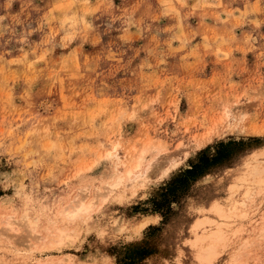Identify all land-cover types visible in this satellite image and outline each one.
<instances>
[{"label":"rangeland","instance_id":"374dc122","mask_svg":"<svg viewBox=\"0 0 264 264\" xmlns=\"http://www.w3.org/2000/svg\"><path fill=\"white\" fill-rule=\"evenodd\" d=\"M255 164L264 0H0V264H264Z\"/></svg>","mask_w":264,"mask_h":264},{"label":"bare ground","instance_id":"6f19581e","mask_svg":"<svg viewBox=\"0 0 264 264\" xmlns=\"http://www.w3.org/2000/svg\"><path fill=\"white\" fill-rule=\"evenodd\" d=\"M114 156V154H112V153H107V156L109 157V156ZM115 156H116V158L118 159V157H117V154H115ZM119 160V159H118ZM260 161V160H259ZM156 162H157V160H156ZM248 162V161H247ZM261 162V161H260ZM248 164V163H247ZM159 165V164H158ZM156 166V165H155ZM244 166H245V164H244ZM247 166V165H246ZM242 167H243V165H242ZM156 169H157V166L155 167ZM243 168H245V167H243ZM247 168V167H246ZM150 169L151 168H149V167H146L145 169H143V170H141V172H140V170H138V165H135L134 167H133V170H130L129 169V171L127 172V174H126V178H127V181H128V184H127V186H130L131 188H133V187H135V185L138 183V182H140V181H142L143 179H145V178H147L148 177V175H150ZM153 169V168H152ZM151 169V170H152ZM156 169H154V170H156ZM149 171V172H148ZM242 171V170H241ZM241 171H239V172H241ZM153 172V171H152ZM247 172L249 173V174H252V176L253 175H259L260 173H262V172H264V166H262V167H259L257 164H255V165H250L248 168H247ZM241 174V173H240ZM245 174V173H244ZM237 175V174H236ZM264 176V175H263ZM255 177V176H254ZM260 177L258 176V179H259ZM248 180V179H247ZM260 180V179H259ZM263 180H264V178H263ZM251 181V180H250ZM255 181H256V179H255ZM259 182V181H258ZM260 182H261V180H260ZM123 183H125V181H123V179L122 178H118L117 180H115V182L113 183H110L107 187H106V192L104 193V194H102V197L103 198H106L105 196L106 195H108V194H110V193H112L117 187H119V186H121V184H123ZM139 185V184H138ZM244 185V184H243ZM249 186H252V185H249ZM254 186V185H253ZM137 187V186H136ZM245 187H246V185H245ZM254 188V187H253ZM246 190H247V188H245ZM250 190H253V189H250ZM226 192V191H225ZM244 192H245V190H244ZM249 192L250 191H246L245 192V194L242 192V194H244V199L245 198H247V197H250L249 196ZM108 197V196H107ZM242 198V197H241ZM231 201V200H230ZM240 202H241V207L244 205V200L242 201L241 199H240ZM239 202V203H240ZM235 203H236V201L235 202H233V204L235 205ZM238 203V202H237ZM92 204H93V202L92 201H90L89 203H82V199L81 198H74L73 200H72V204H70L71 205V208L68 210L67 209V207H65L64 209H62V212L66 215V216H68V218H75V217H78V216H80L82 213H87V211L91 208V206H92ZM232 204V205H233ZM209 206H214L213 205V203L211 202L210 204H209ZM235 208V207H234ZM239 208V207H238ZM231 209V208H230ZM232 210H234V209H232ZM200 212V211H199ZM10 216L9 217H7V219L5 220V224H6V228L8 229V230H16V229H18V227H16L14 224H13V221H11L10 220ZM24 219H26V218H24ZM200 219H201V222L202 221H207L209 218H207V217H200ZM27 220V219H26ZM84 220V219H83ZM145 220H147V219H145ZM20 222H24V224L23 225H25L26 224V222L25 221H20ZM83 222V221H82ZM201 222H200V224H201ZM29 223V222H28ZM141 224H144V223H141ZM27 226V225H26ZM25 226V227H26ZM29 226V225H28ZM140 226H142V225H140ZM31 227V226H30ZM64 231H66V230H64ZM208 232V231H207ZM263 233V232H262ZM261 233V234H262ZM61 234V233H60ZM68 234H69V232H68ZM68 234H62V235H60V236H58V240L56 241V246H57V248L59 249V248H62L61 246H62V244L64 245V244H66L67 242H69V241H72V239H71V237L68 235ZM71 235V234H70ZM214 236H215V233H211V234H206V236L205 237H207L208 239H209V241L208 242H206L205 244H199L198 246H197V244L195 245V244H192L191 246L193 247V245L194 246H196V247H194V249H193V251L195 252L194 254H193V256H194V261H195V263L196 264H211V262H212V260H214L216 257H217V255H219V243L217 242V239L216 238H214ZM200 237V236H199ZM57 239V238H56ZM197 240V239H196ZM203 240V239H202ZM205 240V239H204ZM199 241V240H198ZM220 242V241H219ZM243 242H245V241H243ZM243 242H242V244H243ZM53 243H55V242H53ZM54 245V246H55ZM244 246H245V244H244ZM56 248V249H57ZM240 248H244L243 246L242 247H240ZM237 249V248H236ZM233 252V251H232ZM234 253V252H233ZM239 254V253H238ZM236 255H237V253H236ZM240 255V254H239ZM228 257V256H227ZM237 257V256H236ZM240 257H238V259H239ZM237 259V260H238ZM236 260V261H237ZM236 261H235V255H230L228 258H227V262H228V264H234V263H236ZM237 264V263H236Z\"/></svg>","mask_w":264,"mask_h":264}]
</instances>
